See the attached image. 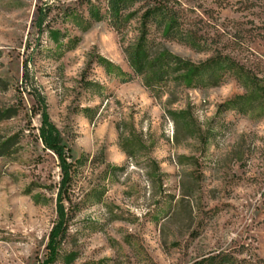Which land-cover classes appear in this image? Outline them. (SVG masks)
<instances>
[{"label": "rangeland", "instance_id": "rangeland-1", "mask_svg": "<svg viewBox=\"0 0 264 264\" xmlns=\"http://www.w3.org/2000/svg\"><path fill=\"white\" fill-rule=\"evenodd\" d=\"M169 1L211 51L158 44L196 66L230 58L264 101V0ZM90 3L105 7L0 0V264H264V111L227 109L246 94L233 79L157 93L120 83L101 60L131 73L140 22L118 34L88 20ZM182 110L191 135L168 115Z\"/></svg>", "mask_w": 264, "mask_h": 264}, {"label": "trees", "instance_id": "trees-1", "mask_svg": "<svg viewBox=\"0 0 264 264\" xmlns=\"http://www.w3.org/2000/svg\"><path fill=\"white\" fill-rule=\"evenodd\" d=\"M104 3V8L89 4V21L105 22L118 34L132 21L140 22L136 44L125 50L131 73L123 72L114 66L110 68V63L101 60L106 72L114 75L120 83H131L140 78L147 89L157 93L170 85L189 90L207 89L218 87L227 79H233L246 91V94L227 102V109L242 115L249 114L256 108L264 111V101L255 93L257 84L230 58L220 57L209 64L196 66L174 57L158 44L159 37L168 41H177L197 52L211 51L208 42L202 41L191 31L183 28L181 12L172 6L169 0H104ZM52 34L59 36L57 32ZM168 115L188 135L194 133L195 122L191 112L168 111ZM43 121L46 129L42 130V139L46 147L53 150L60 159L64 158L66 149L61 146L60 139L54 127L48 123L46 115ZM124 149L131 151L130 148ZM60 228L59 225L51 234L49 246L51 263L58 257L55 246L60 235ZM214 262L216 264L230 263L228 258L212 259L209 263Z\"/></svg>", "mask_w": 264, "mask_h": 264}]
</instances>
